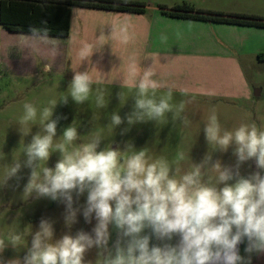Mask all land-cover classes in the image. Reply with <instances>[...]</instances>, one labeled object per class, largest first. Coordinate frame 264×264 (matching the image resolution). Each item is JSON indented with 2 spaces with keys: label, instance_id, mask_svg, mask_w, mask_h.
Wrapping results in <instances>:
<instances>
[{
  "label": "clouds",
  "instance_id": "obj_1",
  "mask_svg": "<svg viewBox=\"0 0 264 264\" xmlns=\"http://www.w3.org/2000/svg\"><path fill=\"white\" fill-rule=\"evenodd\" d=\"M129 39L123 36L124 43ZM160 40L166 42L168 36L161 34ZM94 47L83 45L81 60ZM129 70L138 78L128 124L148 120L162 123L169 113L175 122L184 104L174 111L171 89L156 99L155 90L161 85L153 78V68L141 71L133 57ZM95 82L89 72H76L60 101L67 103L69 97L77 104L89 101ZM187 92L183 89L181 94ZM57 102L40 111V130L28 144L23 143L26 159L23 163L14 159L4 166L3 182L16 176L22 167L30 169L25 195L34 193L36 198L62 201L68 227L77 216L73 194L87 193L83 215L86 222H91L94 214L96 225L91 234L81 230L54 239L52 223L42 219L30 247L22 233L10 231L0 237V253L11 246L16 250L26 248V254L7 262L0 259V264H86L85 255L94 247L98 249L97 264H251L253 254H264V128L241 123L232 130H222L213 111L203 129L211 151L182 172L166 160L150 162L147 149L137 151L129 145L124 151L110 146L98 151L103 139L99 134L77 144L80 137L73 126L65 128L62 139L56 142L58 121L52 116ZM97 107H105L102 94L97 96ZM37 115L35 105L24 103L18 122L23 136L31 133L32 127L26 132L24 129L30 123L35 125ZM110 120L112 129L124 122L118 113L111 114ZM182 122L187 125L188 118L183 117ZM230 147L235 165L213 162L212 152H227ZM129 150L133 151L125 158L123 154ZM53 152H59L60 159L54 167H48ZM251 160L257 171L242 175L241 165ZM110 228L117 234L111 247ZM153 237L159 243H152ZM173 237H179L176 244L169 243ZM245 241L246 255L242 256L239 245Z\"/></svg>",
  "mask_w": 264,
  "mask_h": 264
},
{
  "label": "rangeland",
  "instance_id": "obj_2",
  "mask_svg": "<svg viewBox=\"0 0 264 264\" xmlns=\"http://www.w3.org/2000/svg\"><path fill=\"white\" fill-rule=\"evenodd\" d=\"M136 2L134 0H127ZM217 8L231 12L264 18V0H216ZM4 34L8 35L9 44L15 51L24 49L25 54L19 61L8 63L4 56ZM24 34H11L0 26V237L10 231H17L24 235L26 244L31 246L32 234L38 228L42 219L50 221L54 228V239H59L65 233L75 235L78 231L92 233L96 225L93 214L91 222H86L83 209L86 206L87 193L76 196L73 194V208L77 210L76 222L70 227L65 224L66 207L62 201H53L49 198H36L33 193L26 196L24 189L28 183L30 169L22 167L16 176L3 182L4 166L19 159L23 163L26 157L23 155V143L28 144L32 135L39 131V113L44 107H50V102L58 101L53 109L52 119L57 120V141L62 137L63 131L69 126L77 128L80 139L77 144L89 142L93 136L99 134L103 139L99 150L106 147L126 150L130 145L135 150L147 149V157L150 162L166 160L181 171L191 169V163H200L205 155L211 151L205 138L204 123L207 117L214 111L208 106H198L189 101L184 95L173 94L171 103L174 111L184 104L176 121L173 122L169 113L164 122L154 120L136 122L129 125L127 116L132 113L134 107L135 89L93 85V91L89 101L77 104L68 98L67 103L60 101L67 95V89L72 77L68 70L67 62L61 64L56 58L49 55L58 38L34 36V42L22 41ZM36 42H44L38 45ZM52 46V48H51ZM264 72V67H263ZM264 85V78H263ZM102 94L105 107H97V96ZM152 93L149 92V95ZM166 94H155L156 99ZM261 108L264 105V96L258 99ZM32 103L38 110L37 119L30 123L24 131L31 128V133L23 136L18 122L23 115L24 103ZM264 107V106H263ZM118 113L124 121L119 126L111 128V114ZM215 113L219 119L222 130H232L241 123H255L254 113L248 114L243 110H228L218 106ZM187 117L189 123L182 122ZM259 117H261L259 115ZM264 117V116H263ZM264 124V123H263ZM260 128V125H257ZM23 139V140H22ZM71 150V149H70ZM128 153L123 154L126 158ZM183 153L184 159L180 160ZM230 147L227 152H212L213 162L220 160L224 165L233 166L236 158ZM60 159L59 152H53L48 167H54ZM257 171L254 160L241 165L242 175H248ZM111 238L109 247L117 239L116 231L110 228ZM149 230H146V234ZM179 237H173L169 243L176 244ZM152 243H159L153 237ZM246 241L240 247V254L246 255L244 249ZM26 254V248L20 250L8 246L0 253V259L7 262L15 258H22ZM98 249H90L85 255L86 264H97Z\"/></svg>",
  "mask_w": 264,
  "mask_h": 264
},
{
  "label": "crops",
  "instance_id": "obj_3",
  "mask_svg": "<svg viewBox=\"0 0 264 264\" xmlns=\"http://www.w3.org/2000/svg\"><path fill=\"white\" fill-rule=\"evenodd\" d=\"M134 1L145 6L144 14L71 9L69 35L58 38L49 55L61 64L67 62L72 78L76 72H89L94 85L130 89H135L138 78L129 70L134 57L141 71L153 68L156 72L153 78L161 86L155 94L171 89L173 94L182 95L187 89L184 96L198 106L254 113L253 122L264 126V105L260 108L258 101L264 96V62L258 59L264 54V28L171 17L160 9L189 4L204 12L232 14L217 8L216 0ZM161 34L168 36L166 42L160 40ZM24 35L22 41H35L34 36ZM124 35L130 37L127 43L123 42ZM4 42L8 63L23 58L24 49L15 51L13 45H7V34ZM85 44L95 47L81 60ZM251 264H264V254H253Z\"/></svg>",
  "mask_w": 264,
  "mask_h": 264
},
{
  "label": "trees",
  "instance_id": "obj_4",
  "mask_svg": "<svg viewBox=\"0 0 264 264\" xmlns=\"http://www.w3.org/2000/svg\"><path fill=\"white\" fill-rule=\"evenodd\" d=\"M85 8L116 13L144 14L143 4L127 0H0V24L14 33L66 38L69 35L71 9ZM171 17L239 24L264 28V18L242 14L223 15L204 12L189 4L172 9L160 6ZM264 62V54L258 56Z\"/></svg>",
  "mask_w": 264,
  "mask_h": 264
},
{
  "label": "water",
  "instance_id": "obj_5",
  "mask_svg": "<svg viewBox=\"0 0 264 264\" xmlns=\"http://www.w3.org/2000/svg\"><path fill=\"white\" fill-rule=\"evenodd\" d=\"M241 245H242V243L239 245V249H240Z\"/></svg>",
  "mask_w": 264,
  "mask_h": 264
}]
</instances>
